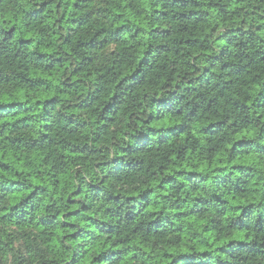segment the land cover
Returning a JSON list of instances; mask_svg holds the SVG:
<instances>
[{"label": "trees", "instance_id": "obj_1", "mask_svg": "<svg viewBox=\"0 0 264 264\" xmlns=\"http://www.w3.org/2000/svg\"><path fill=\"white\" fill-rule=\"evenodd\" d=\"M0 264H264V0H0Z\"/></svg>", "mask_w": 264, "mask_h": 264}]
</instances>
